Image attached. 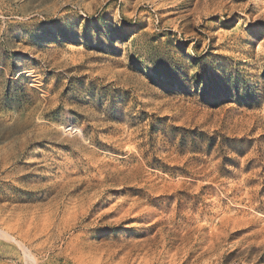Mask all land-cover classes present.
Instances as JSON below:
<instances>
[{
    "label": "rangeland",
    "instance_id": "rangeland-1",
    "mask_svg": "<svg viewBox=\"0 0 264 264\" xmlns=\"http://www.w3.org/2000/svg\"><path fill=\"white\" fill-rule=\"evenodd\" d=\"M0 264H264V0H0Z\"/></svg>",
    "mask_w": 264,
    "mask_h": 264
},
{
    "label": "bare ground",
    "instance_id": "bare-ground-1",
    "mask_svg": "<svg viewBox=\"0 0 264 264\" xmlns=\"http://www.w3.org/2000/svg\"><path fill=\"white\" fill-rule=\"evenodd\" d=\"M2 233V232H1ZM4 236V235H3ZM6 236V235H5ZM8 236V235H7Z\"/></svg>",
    "mask_w": 264,
    "mask_h": 264
}]
</instances>
